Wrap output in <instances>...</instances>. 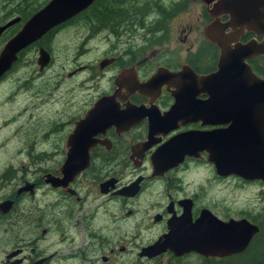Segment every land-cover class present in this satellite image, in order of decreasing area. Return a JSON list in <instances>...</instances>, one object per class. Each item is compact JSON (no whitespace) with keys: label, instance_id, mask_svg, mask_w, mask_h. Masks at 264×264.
Masks as SVG:
<instances>
[{"label":"flooded vegetation","instance_id":"flooded-vegetation-1","mask_svg":"<svg viewBox=\"0 0 264 264\" xmlns=\"http://www.w3.org/2000/svg\"><path fill=\"white\" fill-rule=\"evenodd\" d=\"M49 1L29 2L33 8L38 4L41 7L24 19L17 15L9 19L17 21L3 31L0 39L8 30L11 32L8 39L13 37ZM216 1L92 0L85 9L52 27L16 54L10 69L30 47L36 48V54L39 49L47 54L48 66L53 36L74 21H82L89 35L107 32L119 36L121 31L134 36L136 28L144 32L141 39L146 42L145 47L111 46L109 55L98 63L101 71L110 72L108 89L97 94L84 108L80 109L74 96L60 100L63 110L57 116L58 124L51 128L55 137L46 143L42 160L34 165L36 168L27 167L24 176L14 183L15 188L0 197V204H10L8 210L0 211V240L7 236L0 247V264H220L238 255L203 257L193 252L181 255L168 250L153 255L145 252L170 235L173 227L174 234H185L186 226L198 220L201 213H210L221 222L245 219L253 223L244 217L219 215V202L206 197L199 182L202 180L194 178L191 172L202 165L211 168L212 182L231 177L242 184L259 181L245 182L232 175H216L206 161L205 151L196 150L198 155L194 158L187 155L192 133L226 127L202 124L187 114L193 95L191 82L185 77L186 69L197 76L210 75L217 69L219 49L203 36V28L211 22L229 21L227 14L210 15ZM188 4L199 6L195 24L178 25L173 50L159 44L168 32L166 22L178 18ZM229 31L227 28L224 33ZM263 39V35L245 29L242 23L234 46L258 45ZM244 64L264 80V55L249 57ZM79 68L67 77L75 75ZM45 69L38 67V72ZM194 97L200 101L207 98L204 94ZM103 98L108 99L106 107L114 117L106 118L109 125L99 128L85 124L80 132L82 142L88 143L83 146L71 141L84 114ZM176 104L181 111H176ZM173 140L175 143H170ZM66 161L86 165L65 187L52 188L45 184L44 177H64L61 169ZM203 181L208 183V179ZM43 189L45 196L47 192L57 196L52 199H56L55 204H48L44 198L40 203L34 199ZM52 232L56 235V250L47 253L45 242Z\"/></svg>","mask_w":264,"mask_h":264},{"label":"water","instance_id":"water-1","mask_svg":"<svg viewBox=\"0 0 264 264\" xmlns=\"http://www.w3.org/2000/svg\"><path fill=\"white\" fill-rule=\"evenodd\" d=\"M91 1L50 0L32 15L20 30L2 45L0 78L15 62L19 51L40 39L52 27L85 9ZM209 13L212 17L227 14L229 21L220 24L215 20L203 28L205 39L219 49L217 69L207 76H197L186 69L185 77L191 82L190 92L193 95L189 106L191 110H188L187 114L202 124H222L226 127L204 133H192L191 150L187 155L194 158L198 155L196 150L205 151L206 161L212 165L216 175H232L245 182L264 183V80L257 78L244 64V60L249 57L264 55V39L258 45L248 43L245 46H234L242 23L245 29L253 30L264 37V0H217ZM15 21L17 20L13 19L0 25V35ZM236 26L239 28L236 29ZM227 28L230 31L224 33ZM47 62V54L39 49L36 60L39 69L46 66ZM196 94H204L207 98L203 101L196 100ZM107 100L99 99L84 114L78 124L79 128L77 126L71 135V141H78L83 146L88 143L82 142L80 132L85 124L99 128L109 125L110 122H107L106 118L114 117L108 113ZM174 107L176 111H181L177 104ZM85 165L70 164L66 161L61 169L63 178L47 176L44 177V182L52 188L65 187L69 179L79 173ZM9 205V202L1 203L0 211L5 212ZM174 228L163 241L148 247L145 252L153 255L168 250L174 255L193 252L203 257H227L242 253L258 232V227L245 219L221 222L210 213H201L198 220L186 226V232L182 236L174 234Z\"/></svg>","mask_w":264,"mask_h":264},{"label":"rangeland","instance_id":"rangeland-1","mask_svg":"<svg viewBox=\"0 0 264 264\" xmlns=\"http://www.w3.org/2000/svg\"><path fill=\"white\" fill-rule=\"evenodd\" d=\"M15 1L0 0V25L14 18V16L4 17V15L15 11L17 7L13 10V7L9 6ZM26 2L29 5V2L33 0H26ZM199 12L197 4H188L178 18L166 22L168 32L159 44L168 45L170 47L168 49L173 50L179 26L195 24V18ZM134 30V36L130 32L121 34V31H118L119 36L107 32L102 35H89L82 21H74L70 27L60 29L53 36L49 45L52 59L48 66H44L46 68L44 72H38L36 48L30 47L1 77L0 197H5L15 188L14 183L24 176L27 167L36 168L37 166L34 167V165L42 160L41 153L47 149L46 143L54 140L55 137V134L51 133V128L56 127L57 116L63 110L60 100L74 96L82 109L97 94L108 89L107 78L110 72L101 71L98 63L109 55L111 46L145 47L146 42L141 39L144 32L136 28ZM7 39L4 35L0 39V50ZM77 49L80 51L79 54ZM77 66L80 68L75 70V75L67 77ZM63 87L65 88L62 90ZM45 133L46 138H43ZM191 173L197 180H202L199 182L206 191V197L219 202L217 210L219 215H231L233 218L244 217L264 226V183L242 184L233 177L212 182L211 168L202 165L192 169ZM203 179H208V183H205ZM44 194V189L39 190L34 199L40 203V200L44 198L47 199L48 204H55L56 199L54 201L52 199L57 197L56 195L49 192L46 196ZM53 233L48 235L45 242L47 253L56 250V235ZM38 234L39 231L36 235ZM6 238L5 235V238L0 240V247L3 246Z\"/></svg>","mask_w":264,"mask_h":264},{"label":"trees","instance_id":"trees-1","mask_svg":"<svg viewBox=\"0 0 264 264\" xmlns=\"http://www.w3.org/2000/svg\"><path fill=\"white\" fill-rule=\"evenodd\" d=\"M35 1V0H34ZM9 4V3H8ZM17 4H19L17 6ZM9 6L15 7V11L13 13H6L4 15L7 16H19L22 19L29 16L37 9L41 7L40 4L35 5L34 8L26 2V0H16L15 3L9 4ZM29 7V8H28ZM9 32L4 34L5 38H8L11 34ZM254 223V222H253ZM258 227L257 234L251 239L247 248L241 253L232 258L224 260L220 264H264V226H261L260 223H255Z\"/></svg>","mask_w":264,"mask_h":264}]
</instances>
